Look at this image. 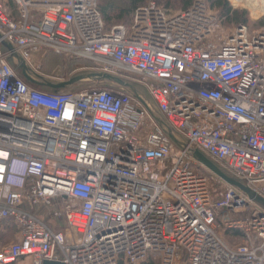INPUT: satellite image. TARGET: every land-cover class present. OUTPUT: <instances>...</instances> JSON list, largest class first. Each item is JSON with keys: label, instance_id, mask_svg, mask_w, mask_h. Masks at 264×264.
<instances>
[{"label": "built area", "instance_id": "2783aa9c", "mask_svg": "<svg viewBox=\"0 0 264 264\" xmlns=\"http://www.w3.org/2000/svg\"><path fill=\"white\" fill-rule=\"evenodd\" d=\"M220 22L202 0L110 29L98 0H0V264H264V211L190 155L264 199V29ZM37 53L135 75L152 102L34 86L12 54L33 77Z\"/></svg>", "mask_w": 264, "mask_h": 264}, {"label": "rangeland", "instance_id": "374dc122", "mask_svg": "<svg viewBox=\"0 0 264 264\" xmlns=\"http://www.w3.org/2000/svg\"><path fill=\"white\" fill-rule=\"evenodd\" d=\"M153 1L154 0H148ZM206 5L209 7V4L206 2V0H202ZM231 7L235 10L244 11L246 12L247 16V24L245 25L247 31L249 34H252L260 29H264V8L257 7V2H247L245 4H242L240 6L234 5L232 2L227 0ZM114 3L118 7L127 8L128 6V0H99L100 5H105L106 3ZM212 13H214L217 17V11L211 10ZM219 18V17H218ZM220 27L223 30V34L232 33L237 27L235 26H224L222 22H220ZM125 26V23L122 24ZM34 68L36 70V74L43 77L46 80L53 81V82H64L68 81L72 77L79 75V74H85L88 73V71H91L93 69L99 68L98 64L91 62V61H82V60H67L63 59L59 56L46 54L40 56L35 62H34ZM42 72L47 73L48 75H44ZM92 72V71H91ZM94 72V71H93ZM122 76L121 79H123L126 82H129L134 85L137 92H139L144 100H146L148 103L151 104V99L148 95V93L145 91L144 87L140 84L139 77L135 75H131L125 71H121ZM73 88L77 90H102V89H114V90H120L121 88L117 85L105 83V82H99V81H84L77 83L72 86ZM54 227L57 230H61L63 228V224H54ZM9 234L5 235L4 237H0V249L2 247L7 246L11 242L15 240L14 234L12 231H8ZM218 234L223 238V240L228 243L229 245L233 244H239L240 240H233L232 238L224 232V230L219 229ZM235 242V243H234ZM152 262L154 264H161L159 259L155 256H151ZM21 264V263H20Z\"/></svg>", "mask_w": 264, "mask_h": 264}, {"label": "water", "instance_id": "95a60500", "mask_svg": "<svg viewBox=\"0 0 264 264\" xmlns=\"http://www.w3.org/2000/svg\"><path fill=\"white\" fill-rule=\"evenodd\" d=\"M3 47H5L8 51H12V48L7 43H2ZM13 57L18 62V69L21 72V75L23 78L29 82L30 84L37 86V87H44L48 89H52L54 91L66 89L68 87H71L77 83L84 82V81H99V82H105L117 85L121 88L129 90L132 95L137 99L141 100L139 97V94L134 86L130 85L129 83L123 81L122 79L118 77L111 76L109 74H103V73H86V74H79L68 81L64 82H52L49 80L44 79L43 77L39 75H33V77L30 75L28 68L26 67L25 63L22 61L20 57H18L15 54H12ZM150 115L158 122L161 123L160 120H158L153 113L149 110ZM172 138V136L170 135ZM173 139V138H172ZM190 155L197 160L200 164H202L205 168H207L211 173H213L216 177H218L221 181L224 183L233 186L237 189H239L241 192H243L256 206H258L261 210L264 211V199L257 196L253 192H251L248 188L244 187L241 183L236 181L235 179L227 176L215 163H213L211 160H209L206 156H204L201 152L194 150L190 151ZM43 264H64L58 261H44Z\"/></svg>", "mask_w": 264, "mask_h": 264}, {"label": "trees", "instance_id": "16d2710c", "mask_svg": "<svg viewBox=\"0 0 264 264\" xmlns=\"http://www.w3.org/2000/svg\"><path fill=\"white\" fill-rule=\"evenodd\" d=\"M148 2V0H128L127 8H122L118 7L112 2L106 3L105 5H100L98 0V6L106 28L110 29L111 27L118 24L125 23L126 25H129L131 23V18L134 10L139 6L147 4ZM154 2L167 11L178 12L188 9L192 5L194 0H154ZM206 2L209 4V8L211 10L217 11L219 20L224 26L238 27L245 26L247 24L246 12L233 9L227 0H206ZM42 73L44 75H48V72ZM8 230L12 231L10 229ZM8 234L9 232H7L6 234L0 233V237H4ZM150 259L151 257H149L142 264H154Z\"/></svg>", "mask_w": 264, "mask_h": 264}, {"label": "crops", "instance_id": "0c3cea01", "mask_svg": "<svg viewBox=\"0 0 264 264\" xmlns=\"http://www.w3.org/2000/svg\"><path fill=\"white\" fill-rule=\"evenodd\" d=\"M43 54H41V53H37V54H35L34 56H33V59H34V62L40 57V56H42ZM30 264V261H29V259H26V260H22V261H20V262H18V263H16V264Z\"/></svg>", "mask_w": 264, "mask_h": 264}]
</instances>
